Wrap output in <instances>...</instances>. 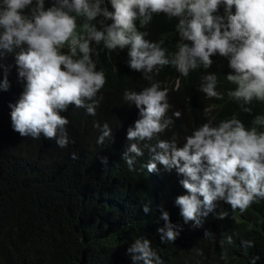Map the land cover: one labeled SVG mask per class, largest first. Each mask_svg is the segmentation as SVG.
Returning <instances> with one entry per match:
<instances>
[{"label": "clouds", "instance_id": "9594fccd", "mask_svg": "<svg viewBox=\"0 0 264 264\" xmlns=\"http://www.w3.org/2000/svg\"><path fill=\"white\" fill-rule=\"evenodd\" d=\"M161 14L175 21L170 49L163 39H150L147 31L153 17ZM93 44L126 55L125 72L145 80L135 87L115 71L124 101L139 110L127 131L130 141H152L174 123L167 116L172 107L168 89L154 80L165 67L171 71L162 80L173 89L196 70L198 90L208 98L223 99L217 91L218 72L207 70L213 57L224 58L228 70L220 76L224 85H232L229 98L242 102L241 109L249 115L254 103L264 105V0H0V91L10 89L13 68L23 85L18 100L9 104L14 131L34 139L43 135L67 147L69 121L61 113L75 106L95 116L97 95L106 84ZM208 112L205 109L206 116ZM172 115L180 118L181 112ZM94 127L103 128L97 139L102 144L111 129L99 122ZM184 141L182 147L175 138L146 143L151 155L143 167L152 173L159 172V165L183 177L179 183L186 194L175 203L185 223L202 226V217L220 201L243 213L264 200V113L252 116L249 124L235 114L216 126L208 120L193 127ZM143 155L137 143L130 144L123 154L129 170ZM227 215L221 211L217 218ZM162 218L166 223L158 229L161 242H174L179 235L174 229L180 226L169 221L167 212ZM211 235L205 231L206 237ZM227 240L233 242L231 236ZM128 251L137 254L134 260L162 264L147 239L136 238Z\"/></svg>", "mask_w": 264, "mask_h": 264}, {"label": "trees", "instance_id": "16d2710c", "mask_svg": "<svg viewBox=\"0 0 264 264\" xmlns=\"http://www.w3.org/2000/svg\"><path fill=\"white\" fill-rule=\"evenodd\" d=\"M174 25L163 14L154 16L147 26L150 39H163L170 49L176 37ZM93 47L106 84L97 95L95 116L75 106L61 113L69 121L65 148L43 135L34 139L13 130L9 104L23 91L15 68L9 76L10 89L0 91V264H145L128 251L136 238L149 240L162 264H264V200L243 213L220 201L202 217V226L195 227L193 221L184 222L175 203L186 194L179 183L183 177L159 165V172L152 173L143 167L151 155L146 143L175 138L182 147L193 127L208 120L216 126L233 114L249 124L252 116L264 113V105L254 103L249 115L241 109L242 102L229 98L232 85H224L220 76V71L228 70L224 58L213 57L214 64L207 70L218 72L217 91L223 99L208 98L198 90L196 70L173 89L162 80L171 71L165 67L154 80L168 89L172 107L167 116L174 123L152 141H130L127 131L134 127L139 110L124 101L115 71L135 87L145 80L138 73L125 72L126 55L109 52L102 44ZM8 62H13L11 56ZM174 111H180L181 117H174ZM96 122L111 129L102 144L97 139L103 128L94 127ZM133 142L144 155L136 157L134 170H129L123 154ZM221 211H227L226 218H217ZM164 212L173 225L180 226L174 229L179 232L174 242H161L158 229L165 227ZM206 230L212 235L206 237Z\"/></svg>", "mask_w": 264, "mask_h": 264}]
</instances>
